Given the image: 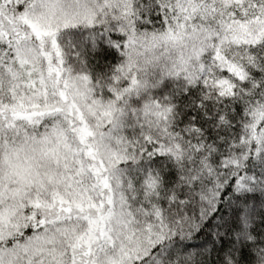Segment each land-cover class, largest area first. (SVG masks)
<instances>
[{
  "label": "snow or ice",
  "instance_id": "snow-or-ice-1",
  "mask_svg": "<svg viewBox=\"0 0 264 264\" xmlns=\"http://www.w3.org/2000/svg\"><path fill=\"white\" fill-rule=\"evenodd\" d=\"M0 264H264V0H0Z\"/></svg>",
  "mask_w": 264,
  "mask_h": 264
}]
</instances>
